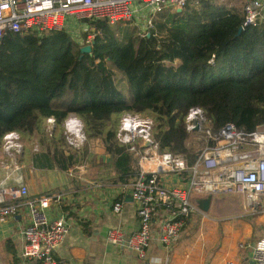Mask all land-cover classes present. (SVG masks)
<instances>
[{"label": "trees", "instance_id": "obj_1", "mask_svg": "<svg viewBox=\"0 0 264 264\" xmlns=\"http://www.w3.org/2000/svg\"><path fill=\"white\" fill-rule=\"evenodd\" d=\"M232 2L189 0L181 12L166 9L144 37L135 27L99 21L88 53L66 31L7 33L0 49V145L9 131L38 133L35 166L69 170L79 153L43 135V124L51 116L61 124L74 113L111 155L108 162L90 159L92 177L128 185L140 174V153L118 138L123 113L152 111L160 149L190 164L192 107H201L215 129L228 121L246 131L264 125V21L240 31L244 5Z\"/></svg>", "mask_w": 264, "mask_h": 264}, {"label": "built area", "instance_id": "obj_2", "mask_svg": "<svg viewBox=\"0 0 264 264\" xmlns=\"http://www.w3.org/2000/svg\"><path fill=\"white\" fill-rule=\"evenodd\" d=\"M189 0H0V49L7 33H34L66 31L81 47L92 45L99 21L131 23L140 36L150 35L156 16L166 9L183 8ZM242 29L264 21V0H244ZM92 31V33H88ZM86 33V37L83 36ZM96 35L94 36V34ZM209 63L215 65L214 56ZM194 119L199 128L195 129ZM140 123L136 131L135 123ZM187 129L198 144L192 164L186 156L161 150L159 141L151 134L155 128L152 111L146 114L123 113L120 118L118 138L132 144L130 150L139 151L140 174L132 184L134 202L139 219L136 232L129 234L120 225L107 231V242L116 247L128 248L140 259L147 257L153 239L168 248L176 241L188 218L199 206L193 193L213 195H240L245 208L251 211L264 209V125L246 131L234 122H226L215 129L199 106L190 109ZM58 125L54 116L48 117L44 129L52 131ZM86 121L71 113L63 122L65 143L79 147L86 139ZM82 130L84 138H75ZM85 130V131H84ZM50 133V134H51ZM190 137V138H191ZM136 138L142 141L137 142ZM144 139L150 141L142 146ZM0 149L4 155L13 156L23 149L21 135L9 131L3 136ZM151 163V166L147 164ZM174 174L184 186H168L163 175ZM26 184L0 183V219L15 217L26 211L30 221L23 229L24 242L20 255L39 260L42 264H59L55 257L57 248L69 232L70 222L65 216L50 218L47 209L51 197L30 198ZM122 201H116L113 210L120 213ZM161 214L157 236L153 237L152 223ZM253 264H264V237L253 248Z\"/></svg>", "mask_w": 264, "mask_h": 264}, {"label": "crops", "instance_id": "obj_3", "mask_svg": "<svg viewBox=\"0 0 264 264\" xmlns=\"http://www.w3.org/2000/svg\"><path fill=\"white\" fill-rule=\"evenodd\" d=\"M60 125L63 123L52 133L45 131L60 148L79 153V161L69 170L36 167L32 154L39 148L29 154L23 147L16 155L7 157L0 150V183L9 184L10 176L19 179L28 186L30 198L51 197L47 209L50 218L65 216L69 220V232L55 252L59 264H253L254 245L264 237V212L257 210L256 214L245 206H236L235 202L241 201L239 195L214 196L212 211L195 210L168 248L153 239L145 259L128 248L109 244L108 229L120 225L132 234L139 227L136 204L127 199L132 184L116 185L93 178L96 168L91 166L90 159L99 163L111 158L103 141L85 154L82 148L68 147L65 138H55ZM46 133L43 135L49 137ZM196 138L191 137L188 142L194 149L198 147ZM162 178L168 186L185 185L174 174ZM205 196L193 193V200L198 205V200ZM116 201L123 202L120 213L113 210ZM161 216L153 220V237L157 236ZM29 221L26 211L0 219V264H42L20 255L23 229Z\"/></svg>", "mask_w": 264, "mask_h": 264}, {"label": "rangeland", "instance_id": "obj_4", "mask_svg": "<svg viewBox=\"0 0 264 264\" xmlns=\"http://www.w3.org/2000/svg\"><path fill=\"white\" fill-rule=\"evenodd\" d=\"M243 1L244 0H233L232 4L238 6V8L242 9V6L244 5L242 3ZM167 10H169V9H167ZM171 12H173V11L171 10ZM116 24H120L121 27H131V28L135 27V25H133L131 23H125V22H119V23H116ZM95 27H96V32H97L98 26L95 25ZM88 33H92V31H89ZM95 35H96V33L94 34V36ZM83 36L86 37L87 36L86 33H84ZM85 129H86V132H85L86 139L79 147H81L84 150L88 148V151H89V150L92 149V147H95L97 144L102 142V138L99 137V136L92 135V133L94 132V129L92 127H90L89 125L87 126V128L85 127ZM43 130H44L43 134L46 133V131L44 129V124H43ZM154 130H155V128H154ZM154 130L151 129V134H152L153 137H156V134H155ZM20 135H21V138H22V141H23V147H25V151H28L29 154H31L32 152L38 151L37 150L39 148V145H38L39 134L38 133H35L31 137H26L24 134H20ZM46 135L49 136V134H47V133H46ZM48 138H50V136ZM55 138H58V139H64L65 138L64 131H63V125H60V127L58 129V136H55ZM65 140H66V138H65ZM136 140H137L138 143H140L142 141L140 138H136ZM195 141H197V140H195ZM61 143H63V140H61L60 144ZM196 152H197V149H196ZM3 156L7 157V155H4V154H3ZM3 158L5 159V157H3ZM8 182H9V184L6 183V185L21 184V182H19V179H14L13 176L9 177V181ZM239 197H240L241 201L237 200V202H235V204H236V206L244 207L245 205H244V202L242 201L243 200L242 199V194H240ZM247 211L250 212L251 210L248 209ZM251 212L256 213V211H253V210ZM259 212H264V209L260 210ZM256 214H259V213H256Z\"/></svg>", "mask_w": 264, "mask_h": 264}, {"label": "water", "instance_id": "obj_5", "mask_svg": "<svg viewBox=\"0 0 264 264\" xmlns=\"http://www.w3.org/2000/svg\"><path fill=\"white\" fill-rule=\"evenodd\" d=\"M182 10H183L182 8H178L177 12H181ZM242 30L243 29L241 27L240 31H242ZM81 51L84 53L91 52L92 51V45H86V46L81 47ZM192 122L195 124V129L197 130L199 128L198 120L194 119ZM149 144H150V141L147 139H144L142 146H148ZM128 193H129V195H127V199L134 202V197H133L134 188H133V186ZM212 201H213V195L209 194V195L202 197L198 200V206L200 209H202L206 212H209L210 210L212 211V209L214 207Z\"/></svg>", "mask_w": 264, "mask_h": 264}, {"label": "bare ground", "instance_id": "obj_6", "mask_svg": "<svg viewBox=\"0 0 264 264\" xmlns=\"http://www.w3.org/2000/svg\"><path fill=\"white\" fill-rule=\"evenodd\" d=\"M135 125H136V131H137L139 129L140 123L136 122ZM75 138H79V139H83L84 138V135H83V132H82L81 129L79 131H77V133L75 135Z\"/></svg>", "mask_w": 264, "mask_h": 264}]
</instances>
